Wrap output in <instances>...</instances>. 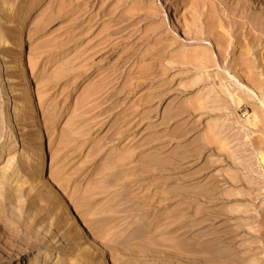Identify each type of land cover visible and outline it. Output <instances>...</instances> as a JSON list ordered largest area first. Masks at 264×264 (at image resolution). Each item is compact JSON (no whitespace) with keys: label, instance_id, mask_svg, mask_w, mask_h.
<instances>
[{"label":"rangeland","instance_id":"1","mask_svg":"<svg viewBox=\"0 0 264 264\" xmlns=\"http://www.w3.org/2000/svg\"><path fill=\"white\" fill-rule=\"evenodd\" d=\"M244 2L0 0L5 264H264V83L247 82ZM219 36L225 60L196 62Z\"/></svg>","mask_w":264,"mask_h":264},{"label":"bare ground","instance_id":"2","mask_svg":"<svg viewBox=\"0 0 264 264\" xmlns=\"http://www.w3.org/2000/svg\"><path fill=\"white\" fill-rule=\"evenodd\" d=\"M234 10L236 12V9H234ZM231 13L233 14V12H231ZM233 16H235V15H233ZM239 17L243 20V22L245 24L248 25V29H249L248 33L251 36V38L249 39L248 44H247L248 49L245 52L247 56H245L243 63L246 66V70L248 72L247 82L250 85H252V88L254 87V89H256V87H259L262 83H264V81H263L264 78L261 79V77H264V75L259 76L260 72L262 74H264V53L261 54V56L257 60L253 57L251 58V54L255 51V47L257 45H259V46L262 45V47H264V0H245L243 8L240 11ZM242 20L240 21L241 23H243ZM16 22H17L16 26L14 27V30L12 31V38L16 42L19 43L20 41H22V39L24 38V36L26 34L27 24H26L25 19H23L21 21H16ZM256 32L258 34H256ZM257 39H258V41H257ZM259 40H261L260 44L257 43V42H259ZM212 43H214V42H212ZM217 47H218V52H217L216 57L213 56L209 52L206 55H203L201 57H200V55L196 54L197 57L194 56V59L197 58L196 62L204 63L205 66H206V64H208V65L220 64L221 62H223V60H225V57H226L227 41L219 36L217 38ZM24 62H25V56L23 55V49L20 47L18 49V54L14 57L10 67L12 69L13 77H17V70L18 71L20 70V73L18 72V80H17L16 84H18L20 86H22V85L26 86V90L24 92H22V106H24V108L27 110L29 117H34L37 115V110L34 107L33 96H32L31 85H30L29 70L24 66ZM8 67L9 66L5 65L3 62L0 61V77L1 78L3 77L2 81L5 80V78H4L6 76L5 70ZM258 71H259V75H258ZM4 83H6V82H4ZM252 88H250V90H251L250 93L255 94V90H252ZM11 91H13L12 88H11ZM257 96H259V95H257ZM10 97L11 96H8V99H7L8 103H12ZM259 100H260L262 107L264 108V99L259 98ZM5 113H6V116H8L9 110L6 111ZM14 116L16 117V119L14 121H12L13 122L12 133L10 134V136L19 134V132L17 131V127H19L21 125V123L19 122L18 113H15ZM12 117H13V113H12ZM34 122L37 123L36 118L34 119ZM36 126H38V124H36ZM36 130H37V136L36 137H39L40 136L39 126L36 128ZM29 151L35 155L36 160H37V158L38 159L40 158L41 168L38 169V176L46 175L47 171L45 172V169L43 167V165H44L43 164V157L41 156V154H39V153L36 154L34 148H30ZM30 156H32V155H30ZM260 159H261V162L264 164V154L261 155ZM7 184H8V181H7ZM34 236H35V234H34ZM38 239H41V238L39 237ZM52 239H54V237ZM39 242H40V240H39ZM40 243H42V241ZM35 245H36V242H35ZM33 246H34V244H33ZM10 260H11V258H9L7 260L8 263H6V264H11ZM53 260L54 259H51L50 256H44L42 259L36 261L34 264H52ZM5 262L6 261L3 262V259L1 256V251H0V264H5Z\"/></svg>","mask_w":264,"mask_h":264}]
</instances>
